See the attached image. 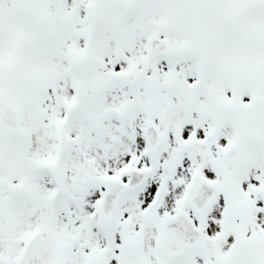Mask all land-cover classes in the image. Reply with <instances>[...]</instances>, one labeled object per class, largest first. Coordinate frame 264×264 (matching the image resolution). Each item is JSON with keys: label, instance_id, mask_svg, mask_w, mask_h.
Returning <instances> with one entry per match:
<instances>
[{"label": "snow or ice", "instance_id": "obj_1", "mask_svg": "<svg viewBox=\"0 0 264 264\" xmlns=\"http://www.w3.org/2000/svg\"><path fill=\"white\" fill-rule=\"evenodd\" d=\"M0 264H264V0H0Z\"/></svg>", "mask_w": 264, "mask_h": 264}]
</instances>
